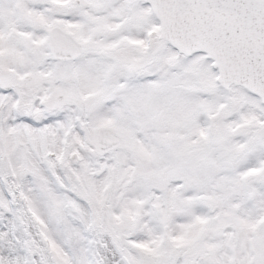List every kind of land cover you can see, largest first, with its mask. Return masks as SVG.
<instances>
[{
	"label": "snow or ice",
	"instance_id": "snow-or-ice-1",
	"mask_svg": "<svg viewBox=\"0 0 264 264\" xmlns=\"http://www.w3.org/2000/svg\"><path fill=\"white\" fill-rule=\"evenodd\" d=\"M0 264H264V0H0Z\"/></svg>",
	"mask_w": 264,
	"mask_h": 264
}]
</instances>
